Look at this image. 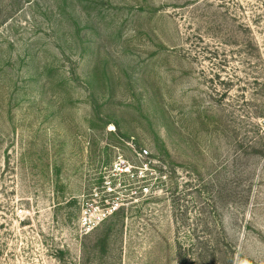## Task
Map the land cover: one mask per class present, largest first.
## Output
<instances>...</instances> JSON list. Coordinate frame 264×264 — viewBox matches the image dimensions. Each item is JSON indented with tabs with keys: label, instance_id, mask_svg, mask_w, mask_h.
<instances>
[{
	"label": "rangeland",
	"instance_id": "374dc122",
	"mask_svg": "<svg viewBox=\"0 0 264 264\" xmlns=\"http://www.w3.org/2000/svg\"><path fill=\"white\" fill-rule=\"evenodd\" d=\"M0 264H264V0H0Z\"/></svg>",
	"mask_w": 264,
	"mask_h": 264
},
{
	"label": "built area",
	"instance_id": "2783aa9c",
	"mask_svg": "<svg viewBox=\"0 0 264 264\" xmlns=\"http://www.w3.org/2000/svg\"><path fill=\"white\" fill-rule=\"evenodd\" d=\"M143 155L146 156L147 152H143ZM119 163H120V168H121L122 162H119ZM115 166L119 167V165H115ZM82 221H83V224L88 227L94 226L93 221L90 219V217L87 214H84V216L82 217Z\"/></svg>",
	"mask_w": 264,
	"mask_h": 264
}]
</instances>
